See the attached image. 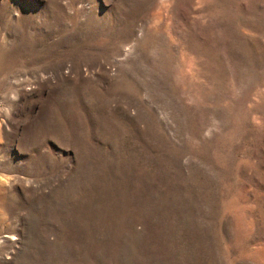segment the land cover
Here are the masks:
<instances>
[{
	"label": "rangeland",
	"instance_id": "1",
	"mask_svg": "<svg viewBox=\"0 0 264 264\" xmlns=\"http://www.w3.org/2000/svg\"><path fill=\"white\" fill-rule=\"evenodd\" d=\"M0 264H264V0H0Z\"/></svg>",
	"mask_w": 264,
	"mask_h": 264
}]
</instances>
